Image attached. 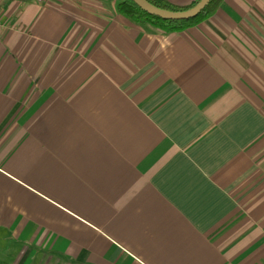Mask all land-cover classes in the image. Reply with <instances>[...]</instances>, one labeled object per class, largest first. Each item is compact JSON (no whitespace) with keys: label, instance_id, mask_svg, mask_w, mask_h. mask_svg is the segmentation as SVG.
<instances>
[{"label":"crops","instance_id":"crops-1","mask_svg":"<svg viewBox=\"0 0 264 264\" xmlns=\"http://www.w3.org/2000/svg\"><path fill=\"white\" fill-rule=\"evenodd\" d=\"M118 2L3 0L0 264H264V0Z\"/></svg>","mask_w":264,"mask_h":264},{"label":"trees","instance_id":"trees-1","mask_svg":"<svg viewBox=\"0 0 264 264\" xmlns=\"http://www.w3.org/2000/svg\"><path fill=\"white\" fill-rule=\"evenodd\" d=\"M155 6L160 8L181 11L187 10L197 4L200 0H196L193 3L180 6L176 5L169 0H148ZM222 0H212L209 5L195 18L190 20H166L155 15H151L141 9L133 0H119L117 3L118 12L128 18L129 20L141 24L145 27H152L155 30L164 32L165 34H172L177 32H182L189 27L195 26L200 22L210 18L217 11Z\"/></svg>","mask_w":264,"mask_h":264},{"label":"water","instance_id":"water-1","mask_svg":"<svg viewBox=\"0 0 264 264\" xmlns=\"http://www.w3.org/2000/svg\"><path fill=\"white\" fill-rule=\"evenodd\" d=\"M141 9L151 15L162 19L180 21L190 20L197 17L212 0H200L197 4L187 10L173 11L155 6L148 0H133Z\"/></svg>","mask_w":264,"mask_h":264},{"label":"built area","instance_id":"built-area-1","mask_svg":"<svg viewBox=\"0 0 264 264\" xmlns=\"http://www.w3.org/2000/svg\"><path fill=\"white\" fill-rule=\"evenodd\" d=\"M37 2H39V3H42V2H44V0H36ZM2 3H3V0H0V13H1V6H2Z\"/></svg>","mask_w":264,"mask_h":264}]
</instances>
